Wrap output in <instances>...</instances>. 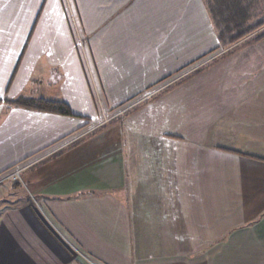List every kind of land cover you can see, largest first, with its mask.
<instances>
[{
  "label": "crops",
  "instance_id": "0c3cea01",
  "mask_svg": "<svg viewBox=\"0 0 264 264\" xmlns=\"http://www.w3.org/2000/svg\"><path fill=\"white\" fill-rule=\"evenodd\" d=\"M220 1L0 0V98L73 114L0 106V264H264V40L218 53Z\"/></svg>",
  "mask_w": 264,
  "mask_h": 264
},
{
  "label": "rangeland",
  "instance_id": "374dc122",
  "mask_svg": "<svg viewBox=\"0 0 264 264\" xmlns=\"http://www.w3.org/2000/svg\"><path fill=\"white\" fill-rule=\"evenodd\" d=\"M206 7L209 8L210 6L206 5ZM212 9H213L211 12L212 16H209L211 20L209 24L212 30L214 31V34L216 35V39L218 40L217 45L220 48L218 53H225L246 40L252 41V43H257L254 42L253 39L256 38V36L264 33V25H263L259 27L257 30H255L253 33H251L249 36L244 37L243 39L234 42H232L230 39L231 37L233 38L234 36H237L240 33L242 34L248 28H252L259 24L264 23V0H259V1L258 0H222V2L220 1V3L217 4L216 6H212ZM207 57H208V53L201 55L202 59H207ZM199 60H196L198 61L196 63L197 65L201 62V61L199 62ZM197 65L194 64V68H196ZM189 72H192V67L182 70V72L177 73L174 76H170L169 78L168 77H166V79L164 78L157 85L149 89L150 91L148 93L143 92L140 98H138L137 100L131 103V106H134L137 102L141 100L144 99L146 100V98L151 97V95L159 91L161 88L166 89L167 87H170L171 86L170 84L177 82L178 80H181L180 78H182L184 74L187 75V73ZM229 76H231V74ZM164 92H166V90ZM130 107L124 106L123 108H121V110H116V111L114 110L112 112H109L108 114L98 117L97 120H94L93 122L90 123V129L92 130L99 128L101 126L108 125L109 123L112 122L111 120L115 119L114 117H116L121 113L123 115L127 111V109H130ZM75 167L76 166L73 165V167H71L69 170H67V168L66 169L64 168L62 169L61 173L59 172L60 170H56L55 175L58 178L60 176L69 175L71 174L70 171L75 169ZM16 170L18 169L13 168L4 173L9 174V172L13 173ZM4 173L0 174V176H2ZM23 180L24 179L20 172L19 179H17L14 182L4 183L0 186V209H3V207L10 208L11 206L17 205L21 197L16 194L22 192L28 193L27 190H25V188L22 187L24 184ZM74 250H76V248ZM77 252L79 251L76 250L74 253L78 255L79 253ZM89 263L96 264L92 261H90Z\"/></svg>",
  "mask_w": 264,
  "mask_h": 264
},
{
  "label": "trees",
  "instance_id": "16d2710c",
  "mask_svg": "<svg viewBox=\"0 0 264 264\" xmlns=\"http://www.w3.org/2000/svg\"><path fill=\"white\" fill-rule=\"evenodd\" d=\"M263 25L264 23L259 24L252 28H248L242 34L240 33L239 35L234 36L233 38L231 37L230 39L232 42L243 39L244 37L249 36L251 33H253L255 30H257L259 27ZM263 39H264V33L256 36V38H254L253 40L254 42H260ZM16 70L17 68L15 69V72ZM15 72L10 80V83L13 80ZM1 105L5 106L8 110L13 109V108H21V109L30 110V111L58 114V115H63L67 117L73 116L69 107L63 102H52V101H47L44 99H34L28 96H20L15 100H10L7 97H3V98H0V106Z\"/></svg>",
  "mask_w": 264,
  "mask_h": 264
},
{
  "label": "built area",
  "instance_id": "2783aa9c",
  "mask_svg": "<svg viewBox=\"0 0 264 264\" xmlns=\"http://www.w3.org/2000/svg\"><path fill=\"white\" fill-rule=\"evenodd\" d=\"M17 169L18 170L14 171L13 173H10V172H9V174L4 173L2 176H0V185L7 183V182H14L17 179H19V174H20L21 170H23V168L21 167V169L20 168H17ZM68 245L70 246L72 251H74V252L76 251V250H74V248L70 244H68Z\"/></svg>",
  "mask_w": 264,
  "mask_h": 264
}]
</instances>
